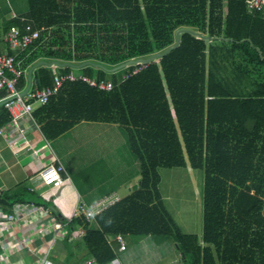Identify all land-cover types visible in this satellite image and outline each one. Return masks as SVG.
<instances>
[{"label": "trees", "instance_id": "16d2710c", "mask_svg": "<svg viewBox=\"0 0 264 264\" xmlns=\"http://www.w3.org/2000/svg\"><path fill=\"white\" fill-rule=\"evenodd\" d=\"M251 1L29 0L28 11L0 25V52L7 47L3 32L40 29L37 41L16 54L28 71L41 59L113 68L169 51L115 72L36 67L33 89L71 70L114 82L111 90L66 82L33 115L48 140L82 121L124 126L140 182L91 220H70L76 193L67 174L44 192L27 184L0 190L3 211L30 203L49 208L66 224V240L83 227L84 247L97 264L117 257L110 234L173 238L188 264H264V13L250 11ZM26 86L27 72L17 88ZM8 94L0 91V127L12 119ZM188 165L204 170V245L181 230L160 188L161 167Z\"/></svg>", "mask_w": 264, "mask_h": 264}, {"label": "crops", "instance_id": "0c3cea01", "mask_svg": "<svg viewBox=\"0 0 264 264\" xmlns=\"http://www.w3.org/2000/svg\"><path fill=\"white\" fill-rule=\"evenodd\" d=\"M28 9L29 0H0L1 27L8 24L9 22L16 20L23 13L28 11ZM6 33H2L3 40ZM9 50L11 49L8 47V45L7 47L5 46L3 48V51ZM14 53L17 54L18 52L14 51ZM28 74L29 71L27 70V86L29 83ZM38 106V104H35V108ZM85 122L88 121H82L76 124L72 129L61 135L59 138L53 140V142H57V140H59L66 134H72L74 130L83 132L95 126L91 124L88 125ZM90 123L94 124L96 122ZM19 126L20 127L9 126L5 129L3 134H0V190L13 189L20 184H27L32 190L44 192L54 187V185L44 184L39 177L41 172H43L47 167L55 165L56 159H59V161H61L65 169L66 166L63 163L62 158H60L59 154L53 151L51 142L52 140H48L45 138L37 123H35L31 119H23L20 122ZM62 157L67 161V157L65 155H62ZM68 168L70 170L72 169V167L69 165V162ZM67 178L72 183L76 193V201L72 209L70 219L73 217L76 208H78L80 204H86L88 207H92L97 202L109 196L113 199L119 200L122 198V196L119 195L120 189L128 191V195L136 188H138L140 182V176L137 180L134 181H131L130 177H126L122 180L114 181L111 184L114 186L111 188L112 190L110 191V193H106L108 187L104 188V196L100 194L101 191L99 193L93 192L94 197L93 193L90 194L89 192H86L85 197L80 198L78 189L73 182L72 176L67 174ZM38 216L39 215L35 214H32L31 216H24L20 219L19 222L14 223L15 229H13V236L15 237H13V245L15 247L13 248L16 252H12L10 247L8 248V253L11 254L10 262L12 264H36L41 256H44V254H46L48 251V264L96 263L95 259L87 254L82 240L83 237L79 235L78 230L83 229V227H78L77 229H75L67 240L65 239V236L57 238L56 242L53 243L54 234L52 233L51 227H48V224H46V221H44L43 219V227H47V229L45 230L46 233H38L37 230L40 226V221L37 220ZM45 218L46 217H44V219ZM114 236L115 235L113 234L108 235V240L113 245L117 253V257L120 259L122 264H132V260L134 259V255L137 251H142L141 253H143L144 251L149 249L159 248L156 247L158 244L145 242L144 238L134 239L130 236H126L130 241H127V248L123 251H120L118 249L119 245L115 241ZM16 238L17 241L15 240ZM22 238H26L27 242H23ZM164 244V242L161 243V245ZM51 246L53 247L52 249ZM173 246V248H176L177 250V252L175 251V253L173 254L174 259L181 260L183 258L181 250L178 248L177 244H174ZM129 250H131L130 253ZM127 251L128 253H126Z\"/></svg>", "mask_w": 264, "mask_h": 264}, {"label": "rangeland", "instance_id": "374dc122", "mask_svg": "<svg viewBox=\"0 0 264 264\" xmlns=\"http://www.w3.org/2000/svg\"><path fill=\"white\" fill-rule=\"evenodd\" d=\"M85 123L95 126L83 132L74 130L72 134L64 135L57 142L51 141L53 151L59 154L66 166L67 174L72 176L80 198L85 197L86 192L92 194L101 191L100 194L103 195L104 188L107 187L106 193H110L114 186L111 184L126 177H130L131 181L137 180L141 176L140 160L130 148L125 127L106 122ZM62 155L67 157L71 170ZM159 171L162 177L160 188L168 210L183 232L196 234L204 245V170L188 165L161 167ZM127 193L128 191L120 189L119 195L123 197ZM13 237L15 236L11 235L7 240L4 233L0 234V240L10 247L12 252H16L13 248L15 247ZM139 238H144L145 242L156 243L158 244L156 247L159 248L149 249L143 253L137 251L132 264H188L184 258L174 259L173 254L177 250L173 248L176 244L173 238L164 241V245H161L163 242H156V238L151 236ZM56 239L53 237V243ZM125 239L126 242L129 240L127 237ZM15 240L17 241V238ZM10 259L11 254L8 256V260ZM39 261L36 264H40Z\"/></svg>", "mask_w": 264, "mask_h": 264}, {"label": "built area", "instance_id": "2783aa9c", "mask_svg": "<svg viewBox=\"0 0 264 264\" xmlns=\"http://www.w3.org/2000/svg\"><path fill=\"white\" fill-rule=\"evenodd\" d=\"M248 8L253 12L264 13V0H252L248 4ZM40 34V29L23 32L19 27H14L5 34L4 40L11 50L22 52L33 45L40 37ZM54 67L58 66L54 65ZM138 70L139 68H136L133 73L138 72ZM26 72L27 70L22 67L21 61L17 59L16 54H10L7 51L0 52V91L5 89L9 92L4 100V104L12 115L11 121L0 127V134H3L5 129L9 126L20 127L19 124L23 119H31L37 123L33 115L35 104L42 105L47 103L53 95L59 92L66 82L83 80L102 90H111L114 87V82L110 79H98L76 70H71L67 73H56L52 85L35 89L31 87L28 91L24 92L25 89L21 91L17 88V83ZM63 174H67L66 169L61 161L56 159V164L47 167L41 172L39 177L44 184L57 186L63 183L65 179ZM117 200L118 199H113L109 196L97 202L92 207H88L86 204H80L78 208H76L73 217L84 215L86 219L91 220L96 214L100 213ZM32 214L39 215L37 217V220L40 221V226L37 230L39 234L46 233L45 230L47 227H43L44 220L46 221V224H48V227H51L54 239L65 237L67 235L68 230L65 223L50 216L52 214L49 208L37 206L33 203L18 204L9 213L3 211L0 207V234L4 233L8 240L11 235H14V223L19 222L24 216H31ZM44 217L46 218L44 219ZM78 232L81 237L85 234L84 229H79ZM125 237L126 236L123 234H116L114 236L115 241L119 245L118 249L120 251L127 248ZM22 241L27 242V239L22 238ZM0 247L2 248L0 264H11L10 260H8L9 247L1 240ZM48 255L49 251L40 258V264H47ZM110 264H122V262L116 257Z\"/></svg>", "mask_w": 264, "mask_h": 264}, {"label": "water", "instance_id": "95a60500", "mask_svg": "<svg viewBox=\"0 0 264 264\" xmlns=\"http://www.w3.org/2000/svg\"><path fill=\"white\" fill-rule=\"evenodd\" d=\"M182 32V30H179L178 31V34H180ZM180 42V37L178 38L177 40V43L175 46H177ZM169 51V49L164 52V53H156V54H153L151 55L150 57H147V58H138V59H131L129 61H126L118 66H115L113 68H107L105 67L103 64H100V63H95V62H92V61H86V62H83L81 64H75V63H70V62H60L58 60H52V61H46V60H40L39 62H37L36 64H34L30 69H29V74H28V80H29V83H28V86L26 87L25 91H28L31 86H32V73H33V70L40 66V65H50V66H66V65H69L71 67H74V68H81V67H84L86 65H94L96 67H102L108 71H111V72H115V71H118L119 69H122L124 67H128L130 65H133V64H139V63H149L151 62L152 60H156L158 57L164 55L165 53H167ZM2 103H0L1 105Z\"/></svg>", "mask_w": 264, "mask_h": 264}]
</instances>
